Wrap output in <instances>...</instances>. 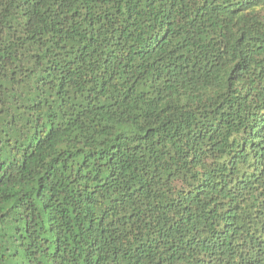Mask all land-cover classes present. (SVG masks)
<instances>
[{
  "label": "trees",
  "instance_id": "obj_1",
  "mask_svg": "<svg viewBox=\"0 0 264 264\" xmlns=\"http://www.w3.org/2000/svg\"><path fill=\"white\" fill-rule=\"evenodd\" d=\"M0 264H264V0H0Z\"/></svg>",
  "mask_w": 264,
  "mask_h": 264
}]
</instances>
